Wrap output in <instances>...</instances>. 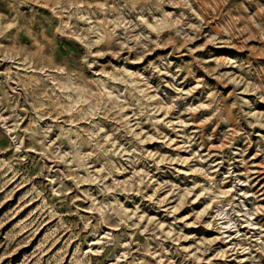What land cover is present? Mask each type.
<instances>
[{
  "label": "rangeland",
  "instance_id": "1",
  "mask_svg": "<svg viewBox=\"0 0 264 264\" xmlns=\"http://www.w3.org/2000/svg\"><path fill=\"white\" fill-rule=\"evenodd\" d=\"M0 264H264V0H0Z\"/></svg>",
  "mask_w": 264,
  "mask_h": 264
}]
</instances>
